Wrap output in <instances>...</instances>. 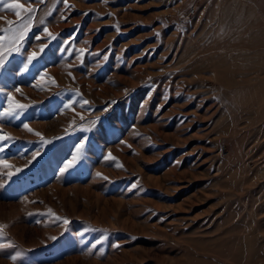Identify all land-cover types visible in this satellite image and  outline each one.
Here are the masks:
<instances>
[{"label": "rangeland", "instance_id": "rangeland-1", "mask_svg": "<svg viewBox=\"0 0 264 264\" xmlns=\"http://www.w3.org/2000/svg\"><path fill=\"white\" fill-rule=\"evenodd\" d=\"M0 37V264H264V0H0Z\"/></svg>", "mask_w": 264, "mask_h": 264}, {"label": "snow or ice", "instance_id": "snow-or-ice-1", "mask_svg": "<svg viewBox=\"0 0 264 264\" xmlns=\"http://www.w3.org/2000/svg\"><path fill=\"white\" fill-rule=\"evenodd\" d=\"M29 2H32V0H29ZM7 7L19 9V8H22L23 5L19 4V3H14V4L7 5ZM27 11L29 13H31V12L35 11V9L29 8V9H27ZM15 15L17 17H20L21 13L19 11H17L15 13ZM11 23L12 22L9 21V24H11ZM25 28H26V26H25ZM44 32L48 34L50 39H55V37H53L51 35V33H48L47 28H44ZM0 39H2V37H0ZM19 39L20 40L24 39V33L23 32H21ZM19 51H20V49H19V47H17L16 48V52H19ZM44 51H45V48L41 47V49H40L41 54H43ZM10 56L11 55H9V57ZM35 59H37V54L36 53H32L31 55H28L26 57L27 63L25 65V70L27 69L28 65H30ZM5 64H6V61L3 59V53H0V69H3ZM15 91L19 92L20 89L16 88ZM87 103H88L87 101H84V104H87ZM26 108H27L26 105L19 104L18 102H13V98L11 96V93H9L8 94V107L5 108L2 112H0V120L5 119V118L10 119V120L11 119H19L20 116L25 112ZM23 128L27 129L29 132L32 131V129L29 127L28 123H24L23 124ZM36 135H40V134L36 133ZM11 139H13V138L10 137V136H7L6 134L0 133V152L6 150V148H5L6 141L11 140ZM84 140H86V137H84L81 141L83 142ZM50 143H51L50 141L42 140V144H44V145H47V144H50ZM76 150L79 152L80 151V147L78 146ZM38 156H39L38 153L33 154V160H35ZM75 161H77V157L73 156L71 160H69L66 163H64L63 167H61L59 169V171L61 173H65L68 170L72 169L75 166L74 165ZM0 163H3V161H0ZM20 171H22V170L21 169H17V172H20ZM12 177H13V173L9 172L8 173L9 181L12 179ZM3 186L4 185H0V187H3ZM64 223L67 224L68 221L64 220ZM53 239H55V238H53ZM10 258L15 262L17 260L18 256L17 255H13Z\"/></svg>", "mask_w": 264, "mask_h": 264}]
</instances>
